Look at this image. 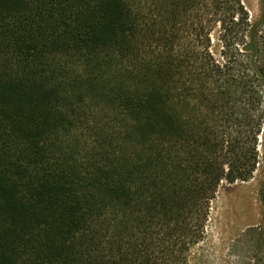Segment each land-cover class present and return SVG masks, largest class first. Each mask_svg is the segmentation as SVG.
Returning <instances> with one entry per match:
<instances>
[{"label": "trees", "instance_id": "trees-1", "mask_svg": "<svg viewBox=\"0 0 264 264\" xmlns=\"http://www.w3.org/2000/svg\"><path fill=\"white\" fill-rule=\"evenodd\" d=\"M0 0V264H189L261 171L264 0Z\"/></svg>", "mask_w": 264, "mask_h": 264}, {"label": "rangeland", "instance_id": "rangeland-1", "mask_svg": "<svg viewBox=\"0 0 264 264\" xmlns=\"http://www.w3.org/2000/svg\"><path fill=\"white\" fill-rule=\"evenodd\" d=\"M250 18L259 14L258 0H241ZM261 171L247 182L222 183L212 204L202 242L189 264H249L258 254L263 212L258 200Z\"/></svg>", "mask_w": 264, "mask_h": 264}]
</instances>
